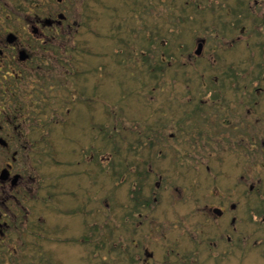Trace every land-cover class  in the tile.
<instances>
[{"label":"rangeland","instance_id":"obj_1","mask_svg":"<svg viewBox=\"0 0 264 264\" xmlns=\"http://www.w3.org/2000/svg\"><path fill=\"white\" fill-rule=\"evenodd\" d=\"M35 1L0 0V38L64 11L70 26L43 28L69 35L31 52L52 82L19 100L18 166L47 200L31 217L41 235L11 240L14 262L264 264V89L255 107L246 92L264 70V0Z\"/></svg>","mask_w":264,"mask_h":264},{"label":"flooded vegetation","instance_id":"obj_2","mask_svg":"<svg viewBox=\"0 0 264 264\" xmlns=\"http://www.w3.org/2000/svg\"><path fill=\"white\" fill-rule=\"evenodd\" d=\"M73 1L74 0H55L57 6L63 11L67 6L66 4ZM27 4H33L34 7L37 5L35 0H18L17 10L20 12L26 11V9H28ZM66 19V12H60L57 14L56 18L52 16L50 18H43V20H37L34 23L31 22V36L19 39L14 33L9 32L10 34L8 35V31H5L4 34L6 35L0 38V155L5 157V160L0 164V264H21L20 259L14 262L15 255L13 254V249L15 248L10 247L11 240L24 237L25 235L33 237L35 236L33 232H35L36 235H41V232L37 231L31 217L33 216V210L39 209L35 207H40L41 205L38 206L39 204L44 205V201L47 200V192L44 193L46 184L43 180L40 181V174L37 175L36 179L29 171L27 172L26 169L18 166L25 160L21 157H25L29 152V148L25 150L27 145L22 141V137L26 133L25 129H19L20 118L18 115L20 108L18 107L21 106L19 102L25 97H28L29 100L35 97L36 88H40L38 85L44 82L50 85L49 82H52L51 74L50 77H47L49 74L42 73L39 67L36 68L37 65H42L40 62H35L36 60L38 61V56H40L41 53L32 54L31 52H33V50L46 49L47 44L50 43L49 40L54 39L55 35L57 37L59 36L60 39L68 37L69 34L66 33H55L52 36H45V33L42 31L44 27H52L56 23L62 29L64 25H66L65 27L67 29L70 24L67 23ZM25 25L26 24L23 26ZM41 38L44 39L41 40ZM71 50L72 49H66V51ZM41 59L43 60V58H40V60ZM73 73L72 81L77 78L80 79L82 76L78 70ZM261 73L257 75L256 80L258 84L256 86L260 85L259 75L261 74L264 78V70ZM66 74L69 79V73ZM262 81H264V79ZM256 86H254L253 92L249 91L248 88L246 91L247 96L252 97V107L256 106V98L254 95L257 91L264 89L263 86ZM10 90H14V95ZM8 94L11 96V100ZM78 94H80V92H78ZM211 97L217 100L214 94L211 95ZM78 98L81 100L85 99L82 98L81 94L78 95ZM8 101H12L9 105L13 106V110H16L14 115L17 114V117L7 118L9 109ZM199 109L200 106H194L191 110L192 112L188 113V115L196 114ZM186 116L187 113L184 117ZM30 119L31 118H26L24 122L26 123V121H30ZM252 145L251 143L250 146H246L245 144L238 146L239 150L241 149L245 152V158H250L249 153H251L250 150ZM28 147H30L29 144ZM35 154L39 155L40 150L35 151ZM90 156L92 158V153ZM206 169L208 170V167H206ZM34 185H36L35 188ZM255 190L258 191L259 189L256 188ZM244 194L246 196H252L253 193L250 190L249 193ZM35 202H37V204L34 206ZM234 206L235 205L231 204L230 208L232 209ZM233 210L234 209L231 210V215H235ZM254 210L256 211V209ZM262 210H264V208H262ZM211 211L218 216L219 219L227 214V210L224 209L223 206H213ZM234 217H237V215L232 217L230 223H233ZM231 232L232 230H229L226 235L227 241L234 242L232 237L233 233ZM237 241L241 242V239L238 238ZM150 254L151 252L147 253V256H150ZM41 260H43L42 257L38 260L32 258L29 262L22 264H49L47 258L43 261Z\"/></svg>","mask_w":264,"mask_h":264},{"label":"trees","instance_id":"obj_3","mask_svg":"<svg viewBox=\"0 0 264 264\" xmlns=\"http://www.w3.org/2000/svg\"><path fill=\"white\" fill-rule=\"evenodd\" d=\"M141 53H142V52H141ZM141 55H142V58H143V59H141V60H143V62H146V57H145L146 55H144V54H141ZM162 59H163V58H162ZM162 61L164 62L165 59H163ZM214 85H215V84H214ZM217 97H219V95H217V96L215 95V98H217ZM120 127H123V125H122V126H119V127H117V125L114 126V128H115L116 131H122V129H121ZM148 143H149V144H152V141H149ZM93 160H94V158H93V154H92V161H93ZM148 170H149V169H145V170L142 172L143 176H146V174H148V172H149ZM142 174H139V175H142ZM139 175H138V176H139ZM141 189H142V188L140 187V185H138V186L136 187V190L132 192V195L134 194V195L132 196V198H133L134 200L136 199V200H137V201H136L137 203L145 205L148 201H147V202L140 201V200H138V198H137V196L141 194ZM144 203H145V204H144Z\"/></svg>","mask_w":264,"mask_h":264},{"label":"water","instance_id":"obj_4","mask_svg":"<svg viewBox=\"0 0 264 264\" xmlns=\"http://www.w3.org/2000/svg\"><path fill=\"white\" fill-rule=\"evenodd\" d=\"M196 47H197V48H196V50H195V54L198 55V54L201 52V48H202L201 43H198Z\"/></svg>","mask_w":264,"mask_h":264}]
</instances>
